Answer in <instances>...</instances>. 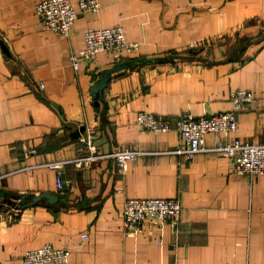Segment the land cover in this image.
Here are the masks:
<instances>
[{
	"label": "crops",
	"instance_id": "0c3cea01",
	"mask_svg": "<svg viewBox=\"0 0 264 264\" xmlns=\"http://www.w3.org/2000/svg\"><path fill=\"white\" fill-rule=\"evenodd\" d=\"M38 1L0 0V194L50 192L60 200L0 209V264H23L46 243L70 249L71 264H264V175L239 176L214 151L171 153L176 129L155 134L137 124L139 112L175 126L188 112H228L232 93L247 90L255 103L239 114V131L209 134L206 144L233 137L264 144V0H100L70 37L45 28ZM72 3L80 12L79 0ZM114 26L136 49L75 69L69 58L85 47L86 32ZM156 58L172 60L115 72L96 106L92 86L105 70ZM84 126L90 142L87 129L73 136ZM116 150L141 154L126 171L112 158L80 161ZM59 174L73 187L58 190ZM127 198H178L183 222L129 234Z\"/></svg>",
	"mask_w": 264,
	"mask_h": 264
},
{
	"label": "built area",
	"instance_id": "2783aa9c",
	"mask_svg": "<svg viewBox=\"0 0 264 264\" xmlns=\"http://www.w3.org/2000/svg\"><path fill=\"white\" fill-rule=\"evenodd\" d=\"M80 12L74 7L72 0H39L34 10L46 29L60 37H70L76 21L81 13H98L101 9L100 0H79ZM85 47L79 53L69 58L75 69H79L81 61L93 62L99 54L112 55L115 60H121L126 53L136 49V45L128 41L123 26L107 28H91L85 34ZM41 87H43L41 85ZM232 109L228 112L197 117L188 112L176 122L158 117L153 113L139 112L137 124L145 130L155 134L167 133L176 129L180 136L179 144L171 153L193 158L198 153L214 151L232 162L234 172L243 177L253 179L264 175V144L251 143L240 137H233L228 142H219L209 147L206 140L209 134L219 136L236 134L240 129L239 114L254 103L252 92L236 90L231 95ZM87 129V128H86ZM92 128H88L86 141L92 139ZM141 152L131 150H116L109 154L91 153L82 157V162H94L99 158H112L124 171L128 163L134 161ZM60 168V166H55ZM60 191L73 187V182L66 181L59 174L56 180ZM18 211L17 208H13ZM125 228L129 234L143 231L145 225L170 224L177 227L183 222L184 206L178 198H127L123 204ZM88 239V233L82 235ZM161 243V240L158 241ZM71 250L57 248L52 243H46L39 248L29 250L23 257V264H71Z\"/></svg>",
	"mask_w": 264,
	"mask_h": 264
},
{
	"label": "water",
	"instance_id": "95a60500",
	"mask_svg": "<svg viewBox=\"0 0 264 264\" xmlns=\"http://www.w3.org/2000/svg\"><path fill=\"white\" fill-rule=\"evenodd\" d=\"M1 45L4 50H7L4 43H2ZM170 60H172V58L133 60L131 62H120L116 64L114 67L105 70L102 74V77L92 86V95L97 100L96 106L100 107V102L104 99L105 89L108 86L109 81L111 80L115 72H119L123 69L130 68L134 64L157 63V62H164V61H170ZM85 129H86L85 126L80 128L79 130L73 133V136L79 137L81 135V132H84ZM8 195H9V192H1V196L3 197H6ZM44 199H47L50 203H56L57 201L60 200V196L54 193H50V192H43L41 194L25 193V194L20 195L19 198L17 197L10 198L7 203L12 207H15L18 210H21L29 206H33Z\"/></svg>",
	"mask_w": 264,
	"mask_h": 264
},
{
	"label": "trees",
	"instance_id": "16d2710c",
	"mask_svg": "<svg viewBox=\"0 0 264 264\" xmlns=\"http://www.w3.org/2000/svg\"><path fill=\"white\" fill-rule=\"evenodd\" d=\"M195 54V52H193L191 55H194ZM0 196H1V194H0ZM3 197V196H2ZM15 197H17V198H19L20 197V195H18V194H14V193H10L9 192V195L8 196H6V197H4V201L3 202H0V209H5V207L6 206H10L7 202H8V200L10 199V198H15ZM3 204V205H2ZM2 205V206H1ZM12 207V206H11Z\"/></svg>",
	"mask_w": 264,
	"mask_h": 264
}]
</instances>
